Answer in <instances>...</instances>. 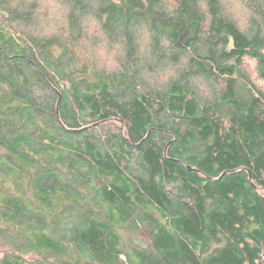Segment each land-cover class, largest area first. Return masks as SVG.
I'll return each mask as SVG.
<instances>
[{"label":"trees","instance_id":"trees-1","mask_svg":"<svg viewBox=\"0 0 264 264\" xmlns=\"http://www.w3.org/2000/svg\"><path fill=\"white\" fill-rule=\"evenodd\" d=\"M0 264H264V0H0Z\"/></svg>","mask_w":264,"mask_h":264},{"label":"water","instance_id":"water-1","mask_svg":"<svg viewBox=\"0 0 264 264\" xmlns=\"http://www.w3.org/2000/svg\"><path fill=\"white\" fill-rule=\"evenodd\" d=\"M60 99H61V96L58 95V102H57L58 104H59V102H60ZM187 168H188V169H192V167H190V166H188Z\"/></svg>","mask_w":264,"mask_h":264}]
</instances>
